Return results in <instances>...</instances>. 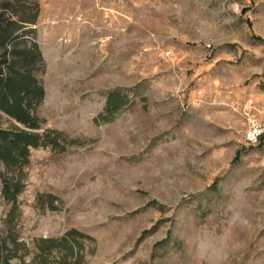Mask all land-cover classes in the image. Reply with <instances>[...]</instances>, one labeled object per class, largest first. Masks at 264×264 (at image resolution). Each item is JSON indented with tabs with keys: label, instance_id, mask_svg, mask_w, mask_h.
<instances>
[{
	"label": "rangeland",
	"instance_id": "obj_1",
	"mask_svg": "<svg viewBox=\"0 0 264 264\" xmlns=\"http://www.w3.org/2000/svg\"><path fill=\"white\" fill-rule=\"evenodd\" d=\"M4 57L43 89L0 110L9 264H264V0H0Z\"/></svg>",
	"mask_w": 264,
	"mask_h": 264
},
{
	"label": "trees",
	"instance_id": "obj_2",
	"mask_svg": "<svg viewBox=\"0 0 264 264\" xmlns=\"http://www.w3.org/2000/svg\"><path fill=\"white\" fill-rule=\"evenodd\" d=\"M7 38L9 35L2 40V43ZM29 54L31 55L32 52ZM2 63H7L6 70ZM42 95L43 89L29 68L16 69L12 66V62H9L5 57L0 61V110L21 123L35 126L30 108L33 102L39 100ZM37 145L38 137L34 133L25 130L0 129V160L6 164H14L19 158L25 161L29 146ZM1 182L2 194L7 199L14 200L20 191L19 183L6 177H2ZM47 241L52 242V240ZM17 246L16 243L12 247L8 246L4 240L0 239V264H9L10 259L17 256Z\"/></svg>",
	"mask_w": 264,
	"mask_h": 264
},
{
	"label": "built area",
	"instance_id": "obj_3",
	"mask_svg": "<svg viewBox=\"0 0 264 264\" xmlns=\"http://www.w3.org/2000/svg\"><path fill=\"white\" fill-rule=\"evenodd\" d=\"M263 133L264 124L256 120H251L248 128L243 134V141L246 143H255Z\"/></svg>",
	"mask_w": 264,
	"mask_h": 264
}]
</instances>
